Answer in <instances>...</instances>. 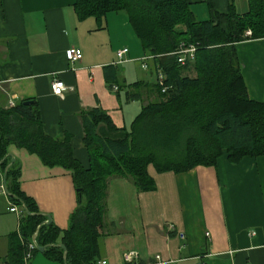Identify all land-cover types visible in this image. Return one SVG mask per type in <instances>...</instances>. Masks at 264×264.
I'll use <instances>...</instances> for the list:
<instances>
[{"label": "crops", "instance_id": "1", "mask_svg": "<svg viewBox=\"0 0 264 264\" xmlns=\"http://www.w3.org/2000/svg\"><path fill=\"white\" fill-rule=\"evenodd\" d=\"M186 1L200 22L215 21L214 14H226L230 5L238 15L248 11V0ZM75 2L0 0V107L22 100L36 102L44 133L53 139L70 134L73 156L88 170L81 113L101 110L115 127L128 131L143 105L158 100L153 86L160 70L155 71L154 59L145 54L124 10L79 19ZM72 47L82 53L76 63L65 57ZM123 49H127L125 62L118 63L117 52ZM236 51L249 99L264 104V39L238 43ZM191 69L184 75L193 77ZM53 80L67 88L63 98L51 92ZM138 82L143 84L141 100L127 102V87ZM8 156V166L13 157L19 169L20 190L35 201L45 219L50 216V224L60 231L68 229L77 206L71 172L61 166L47 167L15 144L8 146ZM147 170L155 186L150 191L139 190L129 177L108 178L99 260L107 264H197L198 260L264 264V156L231 164L223 152L213 166L179 174L157 173L152 166ZM10 205L14 204L4 190L0 170V264H19L16 259L22 264H64L48 259L37 248L25 262L27 243L20 255L12 256L9 235L20 236L25 212L14 205L23 212L19 217L8 211ZM30 242L36 244L35 236ZM128 252L137 254L132 262L123 259Z\"/></svg>", "mask_w": 264, "mask_h": 264}, {"label": "trees", "instance_id": "2", "mask_svg": "<svg viewBox=\"0 0 264 264\" xmlns=\"http://www.w3.org/2000/svg\"><path fill=\"white\" fill-rule=\"evenodd\" d=\"M74 8L79 19L124 10L145 54L154 59L155 71L162 72L166 92L153 86L158 100L143 105L128 131L115 127L101 110L82 112L88 170L74 158L70 134L53 139L44 133L36 102L0 107V170L9 165L8 146L15 144L47 167L70 171L77 196L68 229L45 225L35 201L19 188L17 165L8 166L9 200L29 213L20 220V236L9 235L12 256L35 236L50 260L63 263L59 240L66 264H96L108 178L129 177L139 190L150 191L155 186L149 166L157 173L179 174L213 166L223 152L231 164L264 156V104L249 99L236 51L238 43L264 39V0H248L243 15L230 5L226 14H214L215 21L202 22L186 0H76ZM182 45L196 47L193 77L184 75L191 65L181 66L171 55ZM141 87L139 82L128 86L126 101L141 100Z\"/></svg>", "mask_w": 264, "mask_h": 264}, {"label": "built area", "instance_id": "3", "mask_svg": "<svg viewBox=\"0 0 264 264\" xmlns=\"http://www.w3.org/2000/svg\"><path fill=\"white\" fill-rule=\"evenodd\" d=\"M245 35L251 36L250 30H247L245 32ZM126 53H127V49H123L117 52L118 63L125 62ZM195 53H196V47L194 45H187V46L182 45L178 50L173 52L171 55L176 56V60L181 66H186L194 61ZM65 57L69 62L76 63L81 60L82 53L80 49L72 47L65 51ZM142 66L143 68H145L144 63ZM163 80H164V76L162 72L158 71L157 72V84L159 85L161 92L165 93L166 87L163 86ZM50 89H51V92L55 96H58L59 98H63L64 93L67 90L64 83L59 80H53L50 84ZM11 106H13V103L9 104V107ZM8 211L15 213L19 217H21L23 214L22 210H19L14 205H10L8 208ZM35 249H36V244L34 242H29L26 244V251L24 255L25 262H28L31 259L32 253ZM136 257H137V254L135 252H128L123 255V259L126 262H132V260ZM156 259H158V257H156ZM96 264H107V262L103 260H99L97 261ZM197 264H203V262L201 260H198Z\"/></svg>", "mask_w": 264, "mask_h": 264}, {"label": "water", "instance_id": "4", "mask_svg": "<svg viewBox=\"0 0 264 264\" xmlns=\"http://www.w3.org/2000/svg\"><path fill=\"white\" fill-rule=\"evenodd\" d=\"M33 103V101L32 100H30V101H26V102H24V104L25 105H30V104H32ZM14 158L13 157H11V165L14 163ZM1 164V163H0ZM7 169H8V166L5 168V170H4V172H3V183H4V190H5V192H6V188H5V183H6V173H7ZM7 194V193H6ZM23 210H24V212L26 213V214H29L28 213V211H27V209L25 208V207H23ZM46 221L44 222V224H46V225H49L50 223H51V219H50V216H46ZM60 248H62L63 249V262H64V264H66V250H65V247L62 245V244H59L58 245ZM36 248H37V250L39 251V252H44L45 251V249H46V247L45 246H38V245H36Z\"/></svg>", "mask_w": 264, "mask_h": 264}, {"label": "rangeland", "instance_id": "5", "mask_svg": "<svg viewBox=\"0 0 264 264\" xmlns=\"http://www.w3.org/2000/svg\"><path fill=\"white\" fill-rule=\"evenodd\" d=\"M190 65H191V67L189 68V69H191L192 68V65H194V61L192 62V63H190ZM190 71V70H189ZM191 71H193L192 69H191ZM194 73V72H193Z\"/></svg>", "mask_w": 264, "mask_h": 264}]
</instances>
